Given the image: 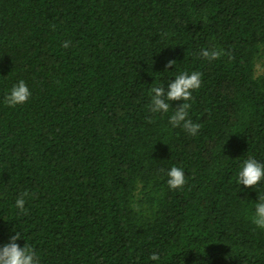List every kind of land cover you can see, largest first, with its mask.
<instances>
[{
    "label": "trees",
    "instance_id": "obj_1",
    "mask_svg": "<svg viewBox=\"0 0 264 264\" xmlns=\"http://www.w3.org/2000/svg\"><path fill=\"white\" fill-rule=\"evenodd\" d=\"M263 51L264 0H0V245L13 229L38 264H264L248 220L264 183L236 182L264 163ZM180 71L201 73L196 135L168 123L182 102L149 110ZM21 79L31 96L9 106Z\"/></svg>",
    "mask_w": 264,
    "mask_h": 264
},
{
    "label": "clouds",
    "instance_id": "obj_2",
    "mask_svg": "<svg viewBox=\"0 0 264 264\" xmlns=\"http://www.w3.org/2000/svg\"><path fill=\"white\" fill-rule=\"evenodd\" d=\"M68 47L66 42L63 45ZM221 51L212 49H201L199 56L209 60L217 59ZM174 61H169L167 67L172 66ZM201 86V73L199 71H180L166 85L154 84L150 91L149 110L152 113H168L170 102L180 101L175 111L168 117V123L173 127H182L190 135H196L199 124L192 122L189 116L190 100L192 92ZM165 87L167 91H165ZM31 96L27 83L21 79L14 83L6 96V103L9 106H18L28 102ZM236 182L240 192L253 189L264 183V163L253 157L244 159L236 173ZM185 184V176L182 168L171 167L167 172V185L170 190H179ZM243 186V187H241ZM257 197L251 204L249 222L261 231H264V193L256 192ZM15 208L20 212L25 211V199L23 197L15 200ZM6 243L0 245V264H38V257L34 250L26 243L21 247L17 242L22 238L19 231L11 230ZM161 259L158 253H153L150 260L159 262Z\"/></svg>",
    "mask_w": 264,
    "mask_h": 264
},
{
    "label": "rangeland",
    "instance_id": "obj_3",
    "mask_svg": "<svg viewBox=\"0 0 264 264\" xmlns=\"http://www.w3.org/2000/svg\"><path fill=\"white\" fill-rule=\"evenodd\" d=\"M264 74V51L262 52L261 57L257 60L255 65V75H263Z\"/></svg>",
    "mask_w": 264,
    "mask_h": 264
}]
</instances>
